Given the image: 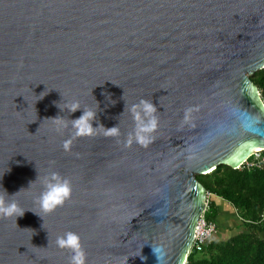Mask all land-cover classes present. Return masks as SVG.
<instances>
[{"label": "water", "instance_id": "obj_1", "mask_svg": "<svg viewBox=\"0 0 264 264\" xmlns=\"http://www.w3.org/2000/svg\"><path fill=\"white\" fill-rule=\"evenodd\" d=\"M262 69L264 0H0V195L25 209L0 217V264H69L68 230L87 264H186L208 206L196 176L264 152L225 136L236 101L264 118ZM141 99L159 118L148 144L130 137ZM89 109L90 134L54 123ZM49 171L72 193L44 213Z\"/></svg>", "mask_w": 264, "mask_h": 264}, {"label": "trees", "instance_id": "obj_2", "mask_svg": "<svg viewBox=\"0 0 264 264\" xmlns=\"http://www.w3.org/2000/svg\"><path fill=\"white\" fill-rule=\"evenodd\" d=\"M250 80L264 103V69ZM196 179L208 195L223 199L236 210L242 231L234 232L227 240L213 238L200 253H190L186 264H264V172L221 165ZM217 216L213 202L209 201L206 220L217 224Z\"/></svg>", "mask_w": 264, "mask_h": 264}, {"label": "clouds", "instance_id": "obj_3", "mask_svg": "<svg viewBox=\"0 0 264 264\" xmlns=\"http://www.w3.org/2000/svg\"><path fill=\"white\" fill-rule=\"evenodd\" d=\"M65 108L75 111L80 107L78 102L69 104L65 101ZM129 111L135 124L130 137L142 144H148L153 139V133L158 127L159 118L156 115V106L150 100L141 99L138 103L131 105ZM95 114L89 109L87 112L84 111L81 116L85 117L84 119L81 117L75 119L72 125L65 124L62 119L57 117L54 118V123H56L58 130L63 127H73L76 130L74 134H90L95 129L91 124ZM231 116L234 123L231 130L225 133V136L264 137V118L248 111L241 103L236 101L232 105ZM105 129L109 135L119 134L117 126ZM201 147L203 146H198L193 150H198ZM71 193V179L57 171H49L42 178V191L36 197V202L42 212L50 213L69 200ZM24 211L25 209L21 208L16 201L8 200L3 195H0V217L14 216L16 218L17 216H22ZM56 246L59 249L70 252L69 264H87V253L84 250L79 233L71 230L63 232L57 236ZM152 249L159 261L158 253L160 249L157 247H152ZM141 259H146V257L141 256Z\"/></svg>", "mask_w": 264, "mask_h": 264}, {"label": "built area", "instance_id": "obj_4", "mask_svg": "<svg viewBox=\"0 0 264 264\" xmlns=\"http://www.w3.org/2000/svg\"><path fill=\"white\" fill-rule=\"evenodd\" d=\"M264 170V152L257 153L249 157L236 170ZM217 234V225L208 222L205 213L201 216L195 227L194 240L191 245L190 253H200L204 246Z\"/></svg>", "mask_w": 264, "mask_h": 264}, {"label": "crops", "instance_id": "obj_5", "mask_svg": "<svg viewBox=\"0 0 264 264\" xmlns=\"http://www.w3.org/2000/svg\"><path fill=\"white\" fill-rule=\"evenodd\" d=\"M261 172H264V170H261ZM207 201L208 203L209 201L213 202L214 207L218 212L217 224H215L217 225V228H219V230L217 231L215 238H217L218 240H227L233 236L234 232L238 233L242 231L241 222L239 221L238 214L230 204L214 195H208Z\"/></svg>", "mask_w": 264, "mask_h": 264}, {"label": "rangeland", "instance_id": "obj_6", "mask_svg": "<svg viewBox=\"0 0 264 264\" xmlns=\"http://www.w3.org/2000/svg\"><path fill=\"white\" fill-rule=\"evenodd\" d=\"M207 199H208V195H207ZM215 201H216V200H215ZM215 236H216V235H214L213 238H215ZM213 238H212V239H213ZM212 239H211V240H212Z\"/></svg>", "mask_w": 264, "mask_h": 264}]
</instances>
